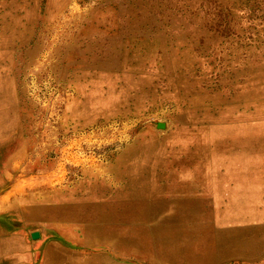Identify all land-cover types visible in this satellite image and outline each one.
Instances as JSON below:
<instances>
[{"label":"rangeland","instance_id":"obj_1","mask_svg":"<svg viewBox=\"0 0 264 264\" xmlns=\"http://www.w3.org/2000/svg\"><path fill=\"white\" fill-rule=\"evenodd\" d=\"M263 147L264 0H0V264H264Z\"/></svg>","mask_w":264,"mask_h":264},{"label":"crops","instance_id":"obj_2","mask_svg":"<svg viewBox=\"0 0 264 264\" xmlns=\"http://www.w3.org/2000/svg\"><path fill=\"white\" fill-rule=\"evenodd\" d=\"M245 160L248 162V159ZM256 160L264 162V153H262L261 159L259 155L256 156ZM247 162H244V159H238V160L231 159V160L223 161L222 166L224 168H222L219 171L209 170L202 177L199 176L200 182L203 178V183L206 184L207 187H211V189L213 188L220 190L222 189L223 191H229L233 193L236 191V189H239L241 186L242 188L245 187L246 188L248 187L249 189L253 188V190L254 188L264 190V173L261 175L252 173L251 175L247 176V174L245 173V171H248L249 168ZM210 173L217 174V175L215 174L216 177L214 182H212V180L210 179V177H212ZM224 200L225 203L226 200H228L229 202V198L227 199L224 198ZM262 200H264V198ZM254 207H261V206H259V203L255 202Z\"/></svg>","mask_w":264,"mask_h":264},{"label":"bare ground","instance_id":"obj_3","mask_svg":"<svg viewBox=\"0 0 264 264\" xmlns=\"http://www.w3.org/2000/svg\"><path fill=\"white\" fill-rule=\"evenodd\" d=\"M198 207V206H194ZM248 228L243 229V239L239 236L233 237V236H225L224 240L220 242V246L223 250H226L224 253V256H233V255H252V254H258L264 246V235H257L255 237L254 230L249 229V235H247ZM249 237H254V240H250ZM199 241V240H198ZM215 242L218 244V241L215 238ZM235 244V247L230 249L232 245ZM207 249H210L211 251H214V247H207ZM221 249L217 251L216 259L218 256V253ZM220 255V253H219Z\"/></svg>","mask_w":264,"mask_h":264},{"label":"water","instance_id":"obj_4","mask_svg":"<svg viewBox=\"0 0 264 264\" xmlns=\"http://www.w3.org/2000/svg\"><path fill=\"white\" fill-rule=\"evenodd\" d=\"M161 127H162V125H161Z\"/></svg>","mask_w":264,"mask_h":264}]
</instances>
